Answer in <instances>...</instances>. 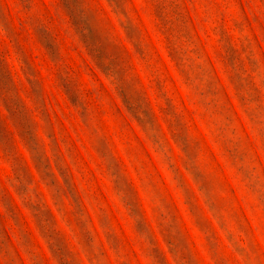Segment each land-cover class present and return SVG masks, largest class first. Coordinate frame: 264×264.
Wrapping results in <instances>:
<instances>
[{
  "label": "rangeland",
  "instance_id": "obj_1",
  "mask_svg": "<svg viewBox=\"0 0 264 264\" xmlns=\"http://www.w3.org/2000/svg\"><path fill=\"white\" fill-rule=\"evenodd\" d=\"M0 264H264V0H0Z\"/></svg>",
  "mask_w": 264,
  "mask_h": 264
}]
</instances>
